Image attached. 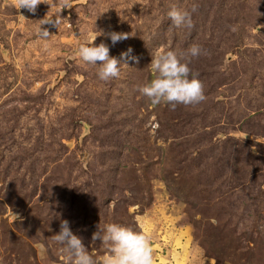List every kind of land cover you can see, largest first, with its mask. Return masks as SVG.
<instances>
[{
	"label": "rangeland",
	"instance_id": "374dc122",
	"mask_svg": "<svg viewBox=\"0 0 264 264\" xmlns=\"http://www.w3.org/2000/svg\"><path fill=\"white\" fill-rule=\"evenodd\" d=\"M63 2L0 0V264H66L63 220L97 258L93 233L118 223L150 234L154 264H264V0ZM193 3L189 34L167 12ZM99 31L138 57L107 82L78 57ZM193 45L206 99L153 107L152 56Z\"/></svg>",
	"mask_w": 264,
	"mask_h": 264
},
{
	"label": "clouds",
	"instance_id": "9594fccd",
	"mask_svg": "<svg viewBox=\"0 0 264 264\" xmlns=\"http://www.w3.org/2000/svg\"><path fill=\"white\" fill-rule=\"evenodd\" d=\"M42 3H46V0H17L16 7L35 14L38 5ZM68 8H71V4L69 0H64L59 14L62 9ZM198 10V3H193L190 8L174 6L167 12V17L174 27L184 29L190 34L195 28L194 14ZM58 23L55 13L45 15L39 19L36 35L42 40H47L50 33L47 28L42 26L57 27ZM101 35H107L112 46L128 39L129 35L125 32L104 33L99 31L90 41L82 43L78 47L80 60L86 65H99L96 73L98 79L107 82L120 76L121 61L127 65L129 60L138 62V57L132 55L130 47L121 53L119 59L110 56L108 45L93 43L96 37ZM201 52L202 49L198 45H193L186 53L179 54L172 50H158L150 62V71L156 74L155 78L139 87L138 91L149 99L153 107L166 104L175 110L178 104L201 103L206 99L203 84L198 79V73H193L189 66L191 58L198 57ZM53 239L65 253L66 264H154L150 234L147 231H137L118 223H108L92 235V240L101 241L105 248L106 254L101 258H97L94 253H90L86 249L81 237L74 234L67 220L61 222L60 231L54 235ZM36 248L42 257L47 255L48 247L45 243H38Z\"/></svg>",
	"mask_w": 264,
	"mask_h": 264
}]
</instances>
